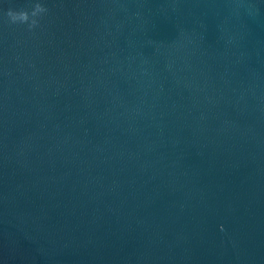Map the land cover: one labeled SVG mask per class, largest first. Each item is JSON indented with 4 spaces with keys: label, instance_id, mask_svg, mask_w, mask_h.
I'll return each mask as SVG.
<instances>
[{
    "label": "water",
    "instance_id": "95a60500",
    "mask_svg": "<svg viewBox=\"0 0 264 264\" xmlns=\"http://www.w3.org/2000/svg\"><path fill=\"white\" fill-rule=\"evenodd\" d=\"M0 264H264V0H0Z\"/></svg>",
    "mask_w": 264,
    "mask_h": 264
},
{
    "label": "clouds",
    "instance_id": "9594fccd",
    "mask_svg": "<svg viewBox=\"0 0 264 264\" xmlns=\"http://www.w3.org/2000/svg\"><path fill=\"white\" fill-rule=\"evenodd\" d=\"M46 11H47L46 7L43 4L37 2L32 8L31 13H29L27 9H23V8L19 10L14 8H9L7 9L5 15L7 16L11 24L28 23V27L29 29H31L37 26V24L39 23L37 17L41 13H45Z\"/></svg>",
    "mask_w": 264,
    "mask_h": 264
}]
</instances>
